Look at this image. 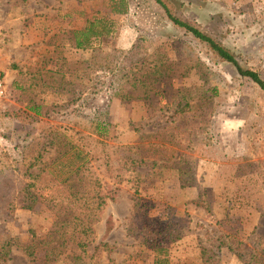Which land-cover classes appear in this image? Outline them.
Returning a JSON list of instances; mask_svg holds the SVG:
<instances>
[{
  "label": "rangeland",
  "instance_id": "374dc122",
  "mask_svg": "<svg viewBox=\"0 0 264 264\" xmlns=\"http://www.w3.org/2000/svg\"><path fill=\"white\" fill-rule=\"evenodd\" d=\"M169 2L180 16L220 40L242 69L257 72L264 80V0ZM127 3L128 14L110 16L108 0H0V69L6 88L0 113L29 108L14 89L15 80L40 70L48 83L58 85L57 79L63 76L71 82L65 89L44 95L50 94L47 101L52 103L47 106L46 101L43 114L30 125L37 131L29 139L38 138L42 129H54L52 145L45 146L44 154V161L50 160L52 166L42 173L41 185L36 183L52 207L46 203L32 212L18 209L9 224L11 235L29 242L30 223L43 230L68 209L84 216L96 213L95 201L80 179L61 168L75 147L83 150L100 178L95 161L99 150H116L120 156H135L137 151L144 160L165 159L169 170L159 180L148 168L138 170L140 197L134 212L137 197L131 186L125 183L115 191L116 202L108 204L96 225L95 243L104 235L105 220L113 218L114 229L106 240L115 247L110 259L116 264H152L149 245L168 244L169 234L162 230L173 222L184 228V235L180 239L175 235L172 244L173 264H264V91L172 28L150 0ZM96 12L109 15L121 29L116 38H103L95 47L106 54L115 46L123 50L137 47L148 55L158 52L163 62L161 76L148 75L142 80L150 89L159 88L169 104L177 98L190 101L192 114L177 116L169 107L159 111L152 94L142 100L135 91L128 97L123 91L115 93L114 74L93 72L90 53L73 50L66 30L82 26ZM67 14L71 16L64 18ZM55 47L62 53L54 51ZM211 74L216 75L217 96L205 93L207 85L213 88ZM89 80L100 82L97 94L82 96L74 106L67 90ZM72 107L78 108L72 113L78 116L77 124L69 115ZM97 117L115 125L114 141L83 130L86 121ZM207 133L210 140L205 143ZM1 134L7 135L3 127L0 173L12 169L19 174L25 162L19 161L12 136L7 139ZM17 182L20 185L24 180ZM22 197L13 191L9 200L20 204ZM130 222L149 227L145 238L149 244L127 233ZM201 247L208 251L204 257ZM68 261L64 258L52 264ZM7 264H28V259L13 249Z\"/></svg>",
  "mask_w": 264,
  "mask_h": 264
},
{
  "label": "trees",
  "instance_id": "16d2710c",
  "mask_svg": "<svg viewBox=\"0 0 264 264\" xmlns=\"http://www.w3.org/2000/svg\"><path fill=\"white\" fill-rule=\"evenodd\" d=\"M150 1L163 14L172 28L180 30L184 36L189 37L193 42L203 47L210 56L230 64L238 75L251 79L264 91V80L259 73L242 69L236 58L220 40L204 30L198 23L185 19L176 13L169 0ZM107 8L110 16L128 14L127 0H108ZM96 14L90 19L85 18L82 26L73 30H66L67 34L71 35L70 40L72 41L71 47L73 50H83L90 53L93 72L102 71L103 73L114 74L113 76L117 82L115 93L123 91L124 96L128 97L130 96L129 93L135 91L137 95H141L139 97L142 100H148L150 94H152L159 104V111H163L162 107H169L168 110H171L177 116L192 114L194 106L191 105L190 101L177 98L169 104L165 94L159 88L150 89L151 85H146L145 81L142 80L148 75H152L153 79L161 76L160 67L163 62L159 59L158 52L155 51L148 55L146 52H139L140 48L137 47L123 50L115 46L109 54H106L100 50V47H95L96 43L103 38L111 36L116 38L121 29L120 24H116L114 20L109 18V15L99 16V12H96ZM70 16L71 14H67L63 17L68 18ZM54 51L62 53L59 47H55ZM41 72L39 70L27 79L12 82L15 85L16 92L23 95V100L28 101L29 108L20 110L17 113H0V127L7 130V135L1 134L2 137L9 139L12 136V142L16 145L15 149H18V153H20L18 155L19 161L25 162L23 168L19 170V174H16L17 172L12 169L0 173V216L2 218L0 223V264L8 263L13 249L24 254L28 259V264H52L61 259L64 260V258H69L68 264H116L114 260L110 259L115 247L106 241L114 229V221L110 215L105 220V231L102 239L95 243L96 225L100 222V215L109 203L116 202L115 191L125 183L131 186L133 196L137 197L136 201H133V212L138 210L141 177L138 170L144 167L148 168L150 174L156 177V180L162 179L163 173L169 170L165 159L160 158L158 161H151L146 158L144 160L137 154V151L136 153L133 152L135 156H120L116 150L108 152L101 149L98 152L99 155L95 158L98 165L97 169L100 170L102 175L100 178L83 150L75 147L71 159L66 164H61V168L72 172L80 179L87 193L95 201L96 213L84 216V214H78L76 211L68 209L61 212L50 227L43 230H38L33 223H30L29 233L32 240L29 242H23L20 237L10 233L9 224L13 222L14 214L18 209L32 212L35 207L46 206V203L49 204L50 209L52 207L50 202L43 198L37 187L42 183V173L52 166L50 160L44 161V154L45 146L52 145L54 129H42L38 138L29 139L34 134L33 131H37L30 125L43 114L45 103L50 94L46 98L44 95L50 91L55 92L65 89V87L71 86V82L65 81V76H63L57 79L59 81L58 85L48 83ZM21 75L23 73L19 72V76ZM215 77V74H211L210 82L213 88L207 85V91L205 92L210 93V96H217V88L215 87L217 86V79ZM100 85V82L89 80L84 84H79L78 87L72 90H67V94L70 95L73 100L72 104L75 106L82 96L86 94L96 95ZM137 86L141 87L138 89ZM131 87L133 90L128 91V88ZM50 104L47 101V106ZM76 111H78V108H74L69 115ZM77 118L78 116L74 115L71 121H75L77 124ZM8 122L10 126H6ZM86 122L82 128L87 133L108 142L114 141V124L99 117ZM208 134L203 139L205 143L210 140ZM19 178L24 180V183L19 185L17 182ZM36 183H39L37 187ZM13 191L23 195L20 204H15L9 200V196ZM204 207L206 211H209L207 206ZM56 209L54 208V210ZM183 229L181 224L167 223L162 233L167 232L169 234L168 244L149 245L152 264H173L172 244L175 242V235L179 239L184 235ZM148 231L149 227L146 224L137 226L134 222H130L129 228H127L129 235L143 239L145 245L149 244L145 240ZM220 239L221 237L218 236V240ZM206 252H208L206 249L200 248L203 257ZM104 259L107 262H104Z\"/></svg>",
  "mask_w": 264,
  "mask_h": 264
},
{
  "label": "built area",
  "instance_id": "2783aa9c",
  "mask_svg": "<svg viewBox=\"0 0 264 264\" xmlns=\"http://www.w3.org/2000/svg\"><path fill=\"white\" fill-rule=\"evenodd\" d=\"M5 94H6V88H5L4 76L2 70L0 69V100L5 96Z\"/></svg>",
  "mask_w": 264,
  "mask_h": 264
}]
</instances>
